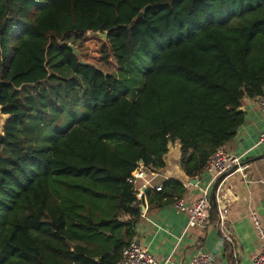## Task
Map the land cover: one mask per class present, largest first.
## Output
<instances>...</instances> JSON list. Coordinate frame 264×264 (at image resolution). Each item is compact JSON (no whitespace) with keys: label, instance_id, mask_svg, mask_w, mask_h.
<instances>
[{"label":"trees","instance_id":"1","mask_svg":"<svg viewBox=\"0 0 264 264\" xmlns=\"http://www.w3.org/2000/svg\"><path fill=\"white\" fill-rule=\"evenodd\" d=\"M111 58L150 68L123 86ZM263 92L264 0H0V264H118L140 166L163 169L178 141L180 169L200 176ZM57 108L62 126L25 142ZM184 193L168 181L145 196Z\"/></svg>","mask_w":264,"mask_h":264},{"label":"crops","instance_id":"2","mask_svg":"<svg viewBox=\"0 0 264 264\" xmlns=\"http://www.w3.org/2000/svg\"><path fill=\"white\" fill-rule=\"evenodd\" d=\"M244 123L224 150L246 167V180L240 174L228 176L217 199L212 201L211 175L206 171L189 178L180 169V144L169 142L163 157L165 167L159 171L143 168L144 181H137L136 208L139 218L133 226L136 242L155 258L157 264H187L197 251L212 256L214 264H252L261 250L257 230L251 220L254 214L264 229V117L257 99H243ZM190 180H197L192 183ZM176 181L185 193L177 202L163 207L149 206L145 193L161 190L164 183ZM207 193L209 208L203 223L189 227V215L177 209L178 202L193 207ZM123 217V220H131ZM231 243L227 241V238Z\"/></svg>","mask_w":264,"mask_h":264},{"label":"built area","instance_id":"3","mask_svg":"<svg viewBox=\"0 0 264 264\" xmlns=\"http://www.w3.org/2000/svg\"><path fill=\"white\" fill-rule=\"evenodd\" d=\"M256 99L258 107L264 117V92L262 96ZM260 139L261 142H264V135L261 136ZM233 168H235V171L231 175L240 174V176L246 180V167L242 165L241 158L227 153L223 147L218 148L211 158H209L204 168V171L211 175L210 186L213 185L220 176L224 175ZM144 179V170L139 168L130 182L135 184L137 181H144ZM219 191L220 190L216 193L215 200L217 199ZM176 207L179 211L186 212L189 215V227L199 226L203 223L206 211L209 208L207 193L205 192L193 207L187 208L182 202H178ZM251 220L257 230L259 240L261 241V250L254 258L252 264H264V229L261 228L260 222L254 214L251 215ZM227 241L231 243L229 238H227ZM118 264H157V262L147 249L141 247L136 242H131L128 246L122 249L121 258ZM187 264H214V262L211 255L199 250Z\"/></svg>","mask_w":264,"mask_h":264},{"label":"rangeland","instance_id":"4","mask_svg":"<svg viewBox=\"0 0 264 264\" xmlns=\"http://www.w3.org/2000/svg\"><path fill=\"white\" fill-rule=\"evenodd\" d=\"M90 38L91 37H95L101 41H103L101 38H99V36L96 34V35H88ZM104 42V41H103ZM106 42V41H105ZM109 64L112 66V68L115 70V77L116 79L123 85V86H126L125 82H123L122 80H131L133 79L137 84L141 81H143L144 77H145V74L146 72L148 71V69L150 68V64L149 62H145L143 65L144 67L135 64L131 70L128 72V73H125V72H120L119 71V68L116 66L114 60L111 58L110 59V62ZM136 69V70H135ZM134 70V73L133 75H131V73L133 72ZM132 77V78H131ZM129 82V83H130ZM131 84V83H130ZM139 88V86H138ZM76 106V105H75ZM62 110V109H61ZM67 114H69V112H67ZM66 114V111H63V112H60V109L57 108L55 110H51V111H48L47 113H43L42 115H36V116H33L31 117L30 121H29V125L28 126V130L22 135L23 139H25L24 141L27 142V140L29 138H34L35 136V132L37 131L36 129L39 128L40 125H48L46 126L45 130H44V135L43 136H48L50 134L48 128L50 125H54L56 124L57 122H61V126H62V123L65 122V119L68 117ZM62 119V120H61ZM70 121V119H69ZM75 122V119L73 118L71 120V122ZM43 123V124H42ZM47 144V142H45Z\"/></svg>","mask_w":264,"mask_h":264},{"label":"water","instance_id":"5","mask_svg":"<svg viewBox=\"0 0 264 264\" xmlns=\"http://www.w3.org/2000/svg\"><path fill=\"white\" fill-rule=\"evenodd\" d=\"M142 16V13L139 14V16L137 18H141ZM99 36V38H101L104 42L106 41L107 39V35L106 34H97ZM71 48V47H70ZM72 51H73V55L75 57H78L80 55V53L74 49V48H71ZM81 65L83 64V62L80 63ZM238 112H242L241 108L238 109ZM261 158H264V156H260V157H257L255 158V160H258V159H261ZM243 165V163H242ZM235 171V168H233L232 170L228 171L227 173H225L224 175L220 176L213 184V187H212V190H211V199L212 201H215V198H216V193L218 190H222L223 188V181L225 180L226 177H228L229 175H231L233 172ZM192 183H197V180H190Z\"/></svg>","mask_w":264,"mask_h":264}]
</instances>
